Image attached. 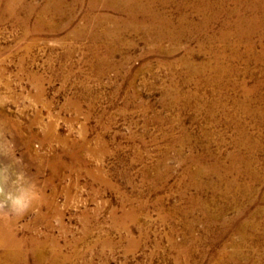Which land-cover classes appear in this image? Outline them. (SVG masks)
Returning a JSON list of instances; mask_svg holds the SVG:
<instances>
[{
	"label": "rangeland",
	"instance_id": "374dc122",
	"mask_svg": "<svg viewBox=\"0 0 264 264\" xmlns=\"http://www.w3.org/2000/svg\"><path fill=\"white\" fill-rule=\"evenodd\" d=\"M31 1L38 10L18 14L25 26L6 14L0 21V125L46 194L19 219V234H50L66 264H264V62L250 58L246 41L231 30L228 45L208 42L235 70L219 84L213 66L191 70L215 65L198 38L165 40L160 52L154 34L121 27L119 40L94 43L75 32L89 0H67L73 12L49 13L41 30L45 0ZM66 14L71 26L51 31L50 19L62 25ZM59 157L73 167L59 164L53 177Z\"/></svg>",
	"mask_w": 264,
	"mask_h": 264
},
{
	"label": "bare ground",
	"instance_id": "6f19581e",
	"mask_svg": "<svg viewBox=\"0 0 264 264\" xmlns=\"http://www.w3.org/2000/svg\"><path fill=\"white\" fill-rule=\"evenodd\" d=\"M74 1L75 2L73 3V6H78L82 0ZM4 2V0H0V21H3V18H8L6 16L8 15L14 17L25 26L27 19H20L18 16L20 11H24L23 13H28V11L32 12L36 11L37 9L35 7L36 4L32 1L27 2V0H7L5 5L3 4ZM67 3V0H45V5L40 9V13L37 12L40 14V18L36 25V29H43V27L47 24L44 18L51 12H55V14H58V16L59 14H64L65 11H68V13L71 11L72 13L73 8L71 9ZM88 4L89 8H87L84 16L86 23L81 25L75 32L79 35L82 33H88L89 37L93 39L94 43L100 42L101 38L110 39L109 37L113 38L112 41L119 40V38L115 36L114 32L119 33L118 29L120 28L121 30V27H125V29H132L135 32H140L142 30L145 33L149 32L152 35L154 34V41L157 45V50L160 52H165L162 46L165 40L176 44L178 43L180 45L182 39L198 38L201 49H207L213 55L212 62H214L215 65L207 63L208 66H200L191 70H194L197 74L202 75L208 67L213 66L212 68L216 69L219 75L217 83L222 84L221 77L233 75L235 74V70L233 68L229 69L221 63L223 59L229 58L224 54V51L220 52L214 47H209L208 42L215 37V39L217 38L220 40V42L223 41L228 45L232 36V30L233 35L239 37L240 40L246 41L247 53L250 58L252 57V60L254 59L255 62H264V46L262 48V54L255 55L254 49L256 47V41L253 37L258 36L260 40L264 41V0H89ZM101 6L107 8L108 11H111L112 13L122 12L124 15H126V17L124 20L113 19L114 17L108 18L107 14L104 13L105 11L102 13L100 12L99 8ZM173 6L175 7V11L171 10V12L173 11L178 14V23H175L173 19L170 18L171 15L169 16L168 13V8L170 9ZM222 15H225L226 17L222 23V31L217 35H210L209 30L212 29V24L216 23ZM50 16L49 18H51ZM66 16L69 17V21L62 25L59 23L57 24L51 18L50 20L54 24L51 31H57L56 27L62 29L71 26L72 22L74 21V17L72 14L69 16L66 14ZM232 18H235L234 23L231 21ZM107 23L111 24V30L113 28V31L111 32L113 33H109L110 25L105 26ZM49 25L51 24H48V26ZM232 25H234V27ZM28 31L26 29V34ZM225 44L223 45L225 46ZM107 49L108 53L114 51L112 47H107ZM233 52L236 53L232 55V58H239L241 56L238 54V51ZM106 59L101 60L106 61ZM209 80L210 78H207L206 82L209 83ZM0 114H2L1 107ZM5 124H9L8 121H5ZM18 124L19 123L17 122L13 123L16 129L20 128V125ZM5 127L6 128H2V125H0V131H3L4 135L6 133L4 131L9 128L7 126ZM47 136L49 135L46 134V137ZM15 137H12L13 140L18 142V139ZM59 164L65 166L66 169H70V166H72L71 164L64 163L59 157L57 160H54L52 164L53 177H57L55 167H59ZM100 180H102L105 185L112 186L109 185L110 183H108L107 180ZM257 180L264 182L263 176L262 178L257 176ZM39 194L40 199L36 202L34 207H41V205L46 201L45 190L40 191ZM55 211L56 209L53 210L52 213ZM49 212L50 210H48L46 213L39 212L35 216L34 221H32V224L36 226L41 222V220L50 218V215H48ZM20 218L21 217L0 218V264L67 263L68 255L66 253L59 252L62 246L58 247L57 241L50 234H41L31 227L30 228L32 230L25 228L24 231L19 234L21 231H19L18 228V221ZM113 218L115 219V215Z\"/></svg>",
	"mask_w": 264,
	"mask_h": 264
},
{
	"label": "clouds",
	"instance_id": "9594fccd",
	"mask_svg": "<svg viewBox=\"0 0 264 264\" xmlns=\"http://www.w3.org/2000/svg\"><path fill=\"white\" fill-rule=\"evenodd\" d=\"M0 218L22 217L34 210L40 194L32 177L28 176L15 146L0 131Z\"/></svg>",
	"mask_w": 264,
	"mask_h": 264
}]
</instances>
